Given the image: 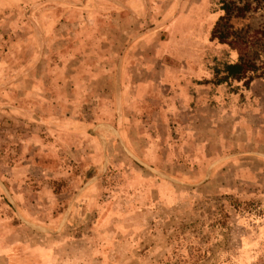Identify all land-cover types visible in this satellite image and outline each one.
<instances>
[{
	"label": "rangeland",
	"instance_id": "1",
	"mask_svg": "<svg viewBox=\"0 0 264 264\" xmlns=\"http://www.w3.org/2000/svg\"><path fill=\"white\" fill-rule=\"evenodd\" d=\"M219 1L0 0V264H264V183L182 120L258 103L202 82L264 65V0L229 45Z\"/></svg>",
	"mask_w": 264,
	"mask_h": 264
},
{
	"label": "crops",
	"instance_id": "2",
	"mask_svg": "<svg viewBox=\"0 0 264 264\" xmlns=\"http://www.w3.org/2000/svg\"><path fill=\"white\" fill-rule=\"evenodd\" d=\"M124 90L116 97L118 106L122 101L127 100L129 103L132 100L131 95L129 97L128 92ZM257 90H261V93H258ZM252 91L258 97L255 107L233 110L232 116H226L223 105L218 104L213 109L202 106L197 110L198 112L192 111L186 116L183 115L182 120L190 119L192 128L195 127L198 132H211L210 135L215 138V143L218 144L217 150H210L212 164L221 162L226 158V155L231 156V151L226 148L230 142L234 174L237 170L242 171L245 173L243 177L246 180L264 183V83L256 82L252 86ZM210 116L213 119L208 121ZM209 122L212 124V128L209 127ZM220 124L222 125L220 126ZM199 141L201 142V140Z\"/></svg>",
	"mask_w": 264,
	"mask_h": 264
},
{
	"label": "trees",
	"instance_id": "3",
	"mask_svg": "<svg viewBox=\"0 0 264 264\" xmlns=\"http://www.w3.org/2000/svg\"><path fill=\"white\" fill-rule=\"evenodd\" d=\"M219 2L223 13L216 20L210 38L229 45L231 42L228 41V38L231 34L226 28L231 25L228 24V20L232 16L243 15L247 12L250 9V3L241 0H220ZM234 44L235 42L232 41V45ZM255 78L264 79V65L261 62H256L255 58H249L245 54L239 53L234 61H224L220 67L214 66L211 77L202 80V82L215 86H230L231 88L233 83H241L244 89H248Z\"/></svg>",
	"mask_w": 264,
	"mask_h": 264
}]
</instances>
